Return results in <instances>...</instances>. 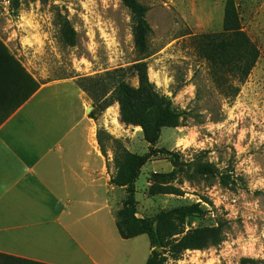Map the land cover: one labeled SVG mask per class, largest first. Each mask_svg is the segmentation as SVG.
<instances>
[{
  "label": "rangeland",
  "instance_id": "rangeland-1",
  "mask_svg": "<svg viewBox=\"0 0 264 264\" xmlns=\"http://www.w3.org/2000/svg\"><path fill=\"white\" fill-rule=\"evenodd\" d=\"M7 1L0 0V39L41 83L60 81L83 90L89 101L87 115L98 104L80 85L82 80L139 60L148 63L150 80L158 90L189 111L183 126L163 128L155 143L145 139L141 127L121 122L118 103L92 117L96 134L104 129L131 152L151 155L136 181L137 216H159L167 242L227 221L220 245L186 250L166 264H240L244 257L264 264V0H234L242 30L260 49L255 68L234 98L216 87L209 64L194 43L200 35L223 32L226 0H139L149 7L152 28L146 54L136 48L132 15L121 0ZM126 81L139 84L133 75ZM106 148L115 173L112 142ZM170 153H178L186 163L189 176L173 182L184 194H150L153 175L174 168ZM198 163L211 164L216 173L198 174ZM219 171L231 174L234 182L224 186ZM111 189L110 205L101 188L100 209L71 225V233L89 253L78 250L76 256L83 257L70 264L147 263L154 250L149 236L120 235L117 222L127 192L124 187ZM182 207L195 212L185 215ZM174 232L181 233L172 236ZM38 237L49 246V233Z\"/></svg>",
  "mask_w": 264,
  "mask_h": 264
},
{
  "label": "crops",
  "instance_id": "crops-1",
  "mask_svg": "<svg viewBox=\"0 0 264 264\" xmlns=\"http://www.w3.org/2000/svg\"><path fill=\"white\" fill-rule=\"evenodd\" d=\"M31 88L13 60L0 58V252L70 264L83 257L78 250L87 251L71 225L100 209L101 188L109 203L117 186L110 183V164L86 114L85 92L57 81L41 83L29 97ZM44 233L51 235L49 246L39 240Z\"/></svg>",
  "mask_w": 264,
  "mask_h": 264
},
{
  "label": "trees",
  "instance_id": "trees-1",
  "mask_svg": "<svg viewBox=\"0 0 264 264\" xmlns=\"http://www.w3.org/2000/svg\"><path fill=\"white\" fill-rule=\"evenodd\" d=\"M129 9L133 20V36L136 48L142 54L149 52L148 37L152 32L147 20L149 7L139 0H121ZM196 51L204 58L210 67V76L216 87L227 97L234 98L240 92V85L245 83L255 68L260 49L249 35L242 30L239 14L234 0H226L224 30L219 34H203L194 38ZM3 49L0 58L13 60L18 67L27 74L31 81L32 90L29 97L41 87L39 80L34 81L26 69L11 53L7 45L0 39ZM136 76L139 84L132 86L126 81L127 76ZM235 80L238 82L236 85ZM33 84L35 88L33 89ZM80 85L94 99L98 108L90 113L97 117L114 103L119 104L120 120L126 125L141 127L145 139L150 143L158 141L163 128H176L184 125L189 111L177 107L172 97L161 93L155 83L150 80L148 63L139 60L127 68L117 69L93 78L82 80ZM27 97V98H29ZM98 141L101 150L107 156V143L112 142L114 150L115 173H111L110 183L124 187L127 192L125 209L118 218L120 235L129 239L138 235L149 236L154 248L146 264H166L168 259H180L186 250L204 249L218 246L224 241L227 221H220L216 227L201 228L191 231L173 243L167 242L165 225L160 217L141 218L137 216L136 181L141 169L151 158L150 154L140 155L131 152L121 140L111 136L106 130H99ZM172 155L173 170L169 173H155L152 177L150 194L183 195L181 187L173 184L181 175H188L184 170V163L178 153ZM110 169V165H108ZM198 174L207 176L216 173L213 166L198 163ZM220 182L224 186L233 183L231 174L219 171ZM182 181H180L181 183ZM208 200V199H207ZM180 211L185 215L195 212L192 207H182ZM181 232H174L175 236ZM157 248H163L158 251ZM168 254V255H167ZM255 259L244 257L240 264H254ZM0 264H46L40 261L16 257L0 252Z\"/></svg>",
  "mask_w": 264,
  "mask_h": 264
},
{
  "label": "built area",
  "instance_id": "built-area-1",
  "mask_svg": "<svg viewBox=\"0 0 264 264\" xmlns=\"http://www.w3.org/2000/svg\"><path fill=\"white\" fill-rule=\"evenodd\" d=\"M7 3H9V0L7 1Z\"/></svg>",
  "mask_w": 264,
  "mask_h": 264
},
{
  "label": "bare ground",
  "instance_id": "bare-ground-1",
  "mask_svg": "<svg viewBox=\"0 0 264 264\" xmlns=\"http://www.w3.org/2000/svg\"><path fill=\"white\" fill-rule=\"evenodd\" d=\"M89 110H91L90 108H89ZM140 128V127H139Z\"/></svg>",
  "mask_w": 264,
  "mask_h": 264
}]
</instances>
